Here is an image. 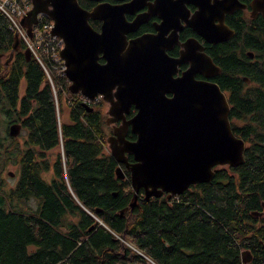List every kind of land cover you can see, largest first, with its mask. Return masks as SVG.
Returning a JSON list of instances; mask_svg holds the SVG:
<instances>
[{"label": "trees", "instance_id": "1", "mask_svg": "<svg viewBox=\"0 0 264 264\" xmlns=\"http://www.w3.org/2000/svg\"><path fill=\"white\" fill-rule=\"evenodd\" d=\"M225 23L234 37L203 46L221 69L214 81L245 142L244 163L217 167L211 182L172 199L145 201L141 190L132 210L130 176L116 177L105 115L97 105L86 113L53 61L39 52L46 73L34 57L25 60L20 42L0 66V111L22 126L0 143V159L18 171L9 191L0 179V264H242L243 251L249 264H264V18L237 11ZM14 35L0 12L1 54L9 57ZM63 93L69 115L60 125L55 97L61 105ZM29 199V212L12 204Z\"/></svg>", "mask_w": 264, "mask_h": 264}, {"label": "water", "instance_id": "2", "mask_svg": "<svg viewBox=\"0 0 264 264\" xmlns=\"http://www.w3.org/2000/svg\"><path fill=\"white\" fill-rule=\"evenodd\" d=\"M30 1L28 28L22 27L31 38L39 15L53 22L51 35L63 42L59 57L65 65L68 92L79 94L87 102L101 97L109 105L106 125L121 120L120 128L126 133L130 126L136 136L134 142H128L125 133L119 135L114 129L106 139L115 162L125 165L129 171L133 191L130 210L137 206L141 190L145 201L158 199L163 194L172 199L191 186L211 182L215 168H237L244 163L245 142L231 130L228 101L214 81L221 69L205 53L203 44L190 39L182 45L180 57L171 59L165 51L177 42L176 34L169 40L159 35L127 38L147 22L148 13L127 20L146 0H114L123 3H103L91 11L82 9L77 0ZM183 2L197 8L186 26L209 45L231 40L235 32L225 23L226 16L248 8L239 0ZM169 4V0H163L162 5ZM249 8L250 18L259 15L264 18V0H253ZM90 20L101 21L99 32L90 26ZM19 48L16 35L11 55ZM247 55L253 58L252 53ZM24 57L29 61L32 55L25 50ZM100 58L104 63L99 62ZM184 63L189 67L174 78L177 66ZM196 75L203 79L197 80ZM85 101L82 107L91 113L93 108ZM131 106L136 108V114L126 121L123 114ZM21 129L19 123L10 124L7 135L15 139ZM127 155L132 156L134 163L127 164ZM115 174L118 179H124L120 166ZM8 175L14 176L11 172ZM252 215L261 217L262 214ZM251 260L249 252L241 253L242 264H249Z\"/></svg>", "mask_w": 264, "mask_h": 264}, {"label": "flooded vegetation", "instance_id": "3", "mask_svg": "<svg viewBox=\"0 0 264 264\" xmlns=\"http://www.w3.org/2000/svg\"><path fill=\"white\" fill-rule=\"evenodd\" d=\"M77 1L79 4V0H77ZM84 1H86V0H84ZM239 1L243 4H246L248 6V8L246 10H238V11L245 12L250 17L251 10L249 8V4L253 0H239ZM87 2L91 3V6H88L87 8L82 7L79 4V6L82 9L87 10V11H91L94 7H96L97 5H101L103 3H108V4H112V5H119V4L123 3L120 1H114V0H103L100 2L87 1ZM169 2H170L169 5H162L163 0H146L142 4L143 6L141 8H139L135 12V14L127 16V20L132 21L136 16H143L146 13L149 14L147 22L145 24L141 25L134 34L128 35L127 38L128 39H134V38H137V37H140L143 35H153V36L159 35V37H161L162 39L169 40L170 38L173 37L174 34H176L177 42L175 44L171 45V47L169 49H166L165 52L171 59H178L180 57V52L183 49L182 45L186 41H188L190 39H196L201 44H203V42L196 35V33L191 28H189V26H186V22H188L189 19H191L192 16L197 11L196 6L189 4L187 2L182 3V0H169ZM212 2H213V0H211V3ZM235 12H237V11H235ZM235 12L232 15H227V16H233L235 14ZM29 13L30 12L25 13L22 16V18L20 19L19 23H21V20L23 19V17ZM167 16L170 17V20H168ZM225 20H226V18H225ZM89 24L96 32L100 31V27L102 24L101 21H91L90 20ZM14 37H15V35H14ZM20 48H21V46H20ZM11 52L9 54V57L7 56L8 54L6 55V54L0 53V66L6 67L9 64H11V61L13 58V56L11 55ZM2 59H4V61H1ZM99 62L104 63L102 58L99 59ZM188 67H189L188 63L178 65L177 66V73L173 74V77L174 78L180 77L182 72H184ZM195 78L197 80L203 79L199 75H196ZM166 96L168 98L172 97L171 94H166ZM100 100H102V98L97 97V98H95V100L93 102H87V101H85V102L88 103L90 105V107L94 108L93 107L94 105L101 103ZM104 105L107 106V110H108L109 105L106 103H104ZM107 110H106V112H107ZM135 114H136V108L134 106H131L128 113H124L123 115L125 117V120L128 121ZM11 124H13V122ZM105 124H106V120H105ZM8 125H10V124H8ZM121 125H122L121 120H118L117 122H115L114 124H111L109 126L106 125L108 128H110V133H109L108 137L113 134L114 129L116 130L117 134L124 135L125 130H123V128H120ZM125 140L128 142H134L136 140V136L131 131L130 126L128 128H126ZM132 163H134L132 156L127 155V164H132ZM118 166L121 167L123 174H124V177L130 176L129 171L126 170L125 165L118 164Z\"/></svg>", "mask_w": 264, "mask_h": 264}, {"label": "built area", "instance_id": "4", "mask_svg": "<svg viewBox=\"0 0 264 264\" xmlns=\"http://www.w3.org/2000/svg\"><path fill=\"white\" fill-rule=\"evenodd\" d=\"M31 9L30 0H0V12L9 20L10 29L14 31L20 42L22 41L26 46V50L31 53L32 57L45 70L44 63L39 54L41 51L42 55L53 61L55 70L64 75L65 65L59 57L60 50L63 48V42L51 35L53 22H43V18L47 17L39 15L36 24L32 27L31 38H29L26 30L19 23L22 14L30 12ZM45 72L47 73L46 70Z\"/></svg>", "mask_w": 264, "mask_h": 264}, {"label": "rangeland", "instance_id": "5", "mask_svg": "<svg viewBox=\"0 0 264 264\" xmlns=\"http://www.w3.org/2000/svg\"><path fill=\"white\" fill-rule=\"evenodd\" d=\"M1 61H4L2 59ZM67 100L69 101L70 99L67 98V94H62L61 97V105L59 104V100L57 97H55V103L57 107V118H58V123L61 125V123H68V115H69V107L67 106ZM100 104H96L98 110L101 111L102 115H105L104 121L107 119V106L104 105L105 102L100 100ZM61 106V110L60 107ZM108 111V110H107ZM5 114L0 111V143L5 144L6 142H9L8 138L9 136L7 135V128L8 124H11L13 121L9 120V122L5 119ZM16 123V122H13ZM107 127V126H106ZM108 128L106 129V132H108ZM23 134V133H22ZM20 136V135H19ZM18 136V137H19ZM7 137V139H6ZM17 137V138H18ZM108 138V137H107ZM6 139V141H3ZM16 139V138H15ZM15 173L13 177H10L8 173ZM0 179L3 180V185L5 191H9L11 188L14 187L16 180L18 179V171L16 170V167L12 165L10 161H5V159H0ZM12 204L16 206L18 211H26L29 212V208H35L36 207V201L34 199H29L28 201H13Z\"/></svg>", "mask_w": 264, "mask_h": 264}, {"label": "bare ground", "instance_id": "6", "mask_svg": "<svg viewBox=\"0 0 264 264\" xmlns=\"http://www.w3.org/2000/svg\"><path fill=\"white\" fill-rule=\"evenodd\" d=\"M30 12H31V11H30ZM24 14H25V13H23L22 16H23ZM21 18H22V17H21ZM29 18H30V14H27L26 16H24L23 19L21 20L20 25H21V26H24V27H26V28H28L27 25H26V21L29 20ZM15 36H16V34H15ZM14 39H15V37H14ZM161 39H162V38H161ZM115 91H116V90H115Z\"/></svg>", "mask_w": 264, "mask_h": 264}, {"label": "clouds", "instance_id": "7", "mask_svg": "<svg viewBox=\"0 0 264 264\" xmlns=\"http://www.w3.org/2000/svg\"><path fill=\"white\" fill-rule=\"evenodd\" d=\"M25 52V51H24Z\"/></svg>", "mask_w": 264, "mask_h": 264}]
</instances>
